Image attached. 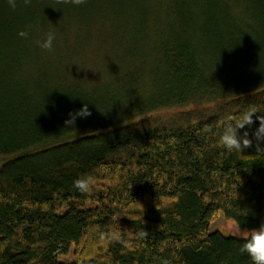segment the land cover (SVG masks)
I'll use <instances>...</instances> for the list:
<instances>
[{"label":"trees","instance_id":"trees-1","mask_svg":"<svg viewBox=\"0 0 264 264\" xmlns=\"http://www.w3.org/2000/svg\"><path fill=\"white\" fill-rule=\"evenodd\" d=\"M109 11L133 38L152 33L137 92L29 80L38 40ZM85 103L92 115L65 126ZM249 109L264 113V0H0V264H252L243 239L210 231L220 212L264 223V145H219Z\"/></svg>","mask_w":264,"mask_h":264},{"label":"rangeland","instance_id":"rangeland-1","mask_svg":"<svg viewBox=\"0 0 264 264\" xmlns=\"http://www.w3.org/2000/svg\"><path fill=\"white\" fill-rule=\"evenodd\" d=\"M110 12L95 18L89 28L57 32L53 50L40 52L41 59L35 71L31 68L29 80L45 79L61 88H81L104 95L105 92L121 95L137 92L143 85L139 84L135 73L149 76L151 66L148 64L154 60L152 33L150 31L143 39L141 36L133 38L132 32L127 31L129 26L120 24ZM191 108L162 110L154 115ZM210 231L243 239L249 230L240 229L220 212L212 220ZM75 255L76 250L72 249L69 255L59 256V260L71 262Z\"/></svg>","mask_w":264,"mask_h":264},{"label":"clouds","instance_id":"clouds-1","mask_svg":"<svg viewBox=\"0 0 264 264\" xmlns=\"http://www.w3.org/2000/svg\"><path fill=\"white\" fill-rule=\"evenodd\" d=\"M8 5L13 10L17 7V0H7ZM86 0H56L57 4H72L74 6L82 5ZM25 6L31 4V0H23ZM52 7V6H51ZM56 10L58 8L53 7ZM18 35L23 38H28L29 32L22 30ZM55 35L49 32L46 38L37 41V45L44 50H53V41ZM92 115L88 104L85 103L79 110L74 113H69V119L65 120V126H75L76 119H86ZM255 117V119H254ZM258 121L259 126L252 133V138H249V132L244 131L240 134L241 129L252 128L253 124ZM219 145L228 152H242L246 148L262 147L264 145V113L258 112L256 109H249L240 114L238 117L229 118L223 125V130L219 135ZM73 187L82 194L89 193L92 188L91 177L79 178L73 182ZM141 237H146L147 233H140ZM244 243L239 249L241 254H247L252 264H264V223H261L259 228L249 230L243 237ZM164 264H167L165 261Z\"/></svg>","mask_w":264,"mask_h":264}]
</instances>
